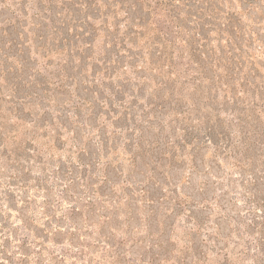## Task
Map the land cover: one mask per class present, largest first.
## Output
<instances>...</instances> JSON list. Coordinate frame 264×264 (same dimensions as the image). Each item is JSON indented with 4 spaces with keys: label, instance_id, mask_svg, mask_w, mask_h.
<instances>
[{
    "label": "rangeland",
    "instance_id": "1",
    "mask_svg": "<svg viewBox=\"0 0 264 264\" xmlns=\"http://www.w3.org/2000/svg\"><path fill=\"white\" fill-rule=\"evenodd\" d=\"M92 1L96 37L87 66L76 63L71 71L68 56L53 63L57 75L68 70L72 77H65L61 89L52 85L41 105L34 98L38 115L27 120L38 123L1 115L8 136L18 130L24 145L32 143L19 165L7 157L0 162V264H226L227 254L230 264H264L254 249L264 246V99L258 90L264 86V25L252 28L253 19L264 23V0L254 6L214 0L242 17L246 34L236 33L231 45L251 48L253 62L246 66L253 68L254 82L248 97L237 82L238 97L222 90L214 99L216 88L210 92L209 83L198 87L155 63L159 53L151 51L165 47L153 44L163 39L151 22V1ZM27 6L25 16L22 0H0V14L21 12L28 20L25 27L5 28L0 17V46L9 32L34 37L38 18L49 24L33 15L48 4L28 0ZM52 6L54 25L66 17L73 33L79 25L73 12L85 8L75 0H54ZM141 16L150 20L143 23V36L128 38L142 45L135 51H141L138 65L131 66L122 39ZM189 27L184 23L181 34L190 43ZM227 35L209 48L227 44ZM177 47L181 54L189 49ZM173 51L169 46L167 54ZM92 56L101 61V73H94ZM37 58L36 70L44 68L48 60ZM46 115L54 123L41 127ZM212 128L225 132L227 143L217 136L214 143ZM6 142L10 152L20 147L18 138Z\"/></svg>",
    "mask_w": 264,
    "mask_h": 264
},
{
    "label": "trees",
    "instance_id": "2",
    "mask_svg": "<svg viewBox=\"0 0 264 264\" xmlns=\"http://www.w3.org/2000/svg\"><path fill=\"white\" fill-rule=\"evenodd\" d=\"M27 1L28 0H22V12L25 16L28 13ZM42 1L48 4V8H45V6L43 8L40 7L39 10H36L38 12L35 11L33 15H39L40 18L45 19L49 24L44 23L38 18L40 22H33L35 28H37V31L33 32L34 37L30 38L26 36L25 32H17V35L13 32L12 34L9 32L10 38L0 46V123L3 112H7L10 116H14V118L9 117V122L14 121L18 123L17 121L19 120L23 125L26 123H38V120H27V118L31 116L37 117L38 115H33L36 111V108L33 106L34 98L37 96L41 105L45 101L44 93L49 94L52 85L54 88L51 90L61 89L60 86L62 82H64L65 77L67 80L72 77V74L68 70L66 72L67 74L59 75H57L53 69L51 70L50 67H54L53 63L56 62L57 59L63 63L67 61L65 57L68 56L69 63L73 65L70 68L71 71L75 68L76 63H79L80 68L88 64V54H86V52L92 48L94 37H96V29L94 26L97 20L95 16L97 11L93 8L94 2L92 0H75L76 4L79 3L81 4V8H85V12L82 13L80 10L73 12L72 20L74 23H79V25H75L73 33H70V28L66 29V17H64V19L60 17V26H56L54 23H57V21L54 20L52 16H49L50 14L53 15L52 3H54V0ZM46 1H50L51 3L49 4ZM147 1L153 3L151 10L154 12V18L151 22L155 25V29L160 32L163 39L161 42L154 41L153 44H155V46L163 45V47H165L163 50L155 48L151 51V53H153L154 50L155 53H159L155 63L159 61L161 68L166 67L167 69H172L173 73H176L178 77L186 78L188 82L196 86L198 85V87L205 83H209V85L212 86L210 87V92L213 90V87L214 89L216 88V94L213 99L219 98L220 91L222 90L223 92H227L226 96L230 94L232 97H238L241 93L238 92L237 82L244 89L245 95L247 97L250 96L251 91L249 89L254 87V82L249 76L253 73V68L250 69L249 64L246 66V63L253 62L252 50L249 46H243L237 42H235L237 47L231 45V39L236 40V33L240 36L246 34V32H244L245 27L242 25V17L237 15V10H232V8H230L229 11L224 12L214 0ZM244 2L251 6L256 4L255 0H241L242 6L245 5ZM42 14H46V16ZM67 14L69 15V12ZM25 16H21V12L11 17H5L3 13L0 14L5 28H11L14 25L17 27L20 25L25 27L28 22L26 18L23 19ZM141 18L145 19H141V22L137 24L138 26L135 24L132 25L130 28L131 31H129L127 35H124L122 39L124 40L125 48L130 51V57L133 59L132 62H129L131 66L138 65V58L142 51V48L139 47H142V45L138 46L132 39L129 40L128 38L133 34H140L143 36V23L150 20L149 16H141ZM184 23L192 26L186 29V34L189 36V40H191L190 43L185 40L186 35L182 36L181 34L184 32V30H182ZM252 23V28H254V26L260 28L264 25L263 20L259 19L257 21L253 19ZM81 24H85V27H82ZM48 29H50L49 33L47 32ZM78 30H80V32H78ZM22 33H24V36H22ZM226 34H228L227 37H229L226 40L228 42L227 44H220L217 49L215 47L209 48V45L213 44L215 39L219 43L225 41L224 35ZM37 41H39L40 44H37L38 47H36L33 52V45L37 43ZM64 42H66L67 45H64ZM182 43L189 49L181 54L183 49L177 46H181ZM7 44L10 45L7 46ZM72 45L75 47L74 50L77 51L74 55L72 53ZM169 46L174 47V51L171 55L167 54ZM137 49L141 51L136 53L135 51ZM80 52L82 53L80 54ZM39 56L46 58L48 62L45 64L46 66H44V68L42 67L36 70V65L39 64L37 57ZM76 56H80L79 59H74ZM91 59L93 60L92 69L94 73H101L103 70V66L100 65L101 61L94 57ZM109 59L107 54L103 64L106 66L109 65ZM32 61L35 62V65L31 64ZM116 62L120 63L119 60H116ZM58 70L65 71L66 69L58 67ZM106 70V73H108L109 67H106ZM34 71H36L35 74H33ZM256 73L258 72L256 71ZM4 85H7L6 87L8 88H4ZM255 88L258 89V86ZM258 90H261L262 93L259 95V98L263 100L264 86L260 85ZM38 111L39 110H37V112ZM44 111L46 114L49 110L45 108ZM47 116L48 115L43 118L41 127H44L46 124L48 126L54 123V119L52 118L50 120ZM15 119H17V121ZM9 133H11V131L8 132V134ZM13 133L14 136H8V134L4 132L2 124H0V162L1 159L7 157L13 165H19V163H22L23 159L28 157L24 156V152L30 150L32 140L24 145V140L21 138V135L25 134H21L18 130L13 131ZM209 133L212 135V141H214V143L216 141L215 136L218 137L219 142L223 141V144L228 141L227 134L223 131L220 132L212 128V131ZM10 138H18L20 142L19 148L11 150L16 152H10L7 148L6 141ZM209 139L211 138L209 137ZM230 144L229 142L227 147H229ZM13 153H15L14 156H12ZM14 167L15 169L17 168V166H13L12 169H14ZM11 176L13 177V175ZM250 248L251 247L248 246L249 251ZM254 249L255 252L264 255L263 245H256ZM201 260L202 258H199L198 262ZM225 263L230 264L228 254L225 257ZM254 263L262 264L259 262Z\"/></svg>",
    "mask_w": 264,
    "mask_h": 264
}]
</instances>
